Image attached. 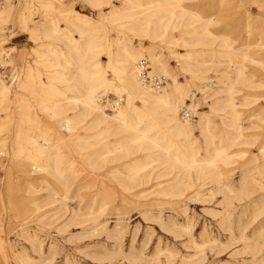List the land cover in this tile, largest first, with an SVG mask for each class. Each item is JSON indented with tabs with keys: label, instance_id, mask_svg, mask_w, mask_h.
<instances>
[{
	"label": "rangeland",
	"instance_id": "rangeland-1",
	"mask_svg": "<svg viewBox=\"0 0 264 264\" xmlns=\"http://www.w3.org/2000/svg\"><path fill=\"white\" fill-rule=\"evenodd\" d=\"M61 1L64 7L73 4L76 11L61 18L44 6V0H12L10 16L0 25V52L9 53L7 64L19 74L13 84L0 78V84L9 86L10 91L0 106V142L5 143L0 154V264L264 262V0L130 3L143 13L164 8L168 12H185V19L199 14L193 28L205 25L208 39L213 42L212 53L198 52V48L190 53L183 46L166 48L154 44L155 55L168 69L167 82L177 84L185 94L184 101L192 104V109L180 106L178 117L192 125V148L198 159L209 158L213 149L225 145L227 137L235 136L221 120L227 110V78L233 77L238 67L246 79L236 82L232 92L244 134L227 149L230 157L226 164L217 163L203 178H198L193 170L189 177H183L178 186L184 190L181 196L172 194L176 193L180 177L178 168L158 155L144 157L138 143H130L128 151L116 156H96L104 145L111 148L113 142L131 134L96 139L98 129L89 128L88 119L80 114V104L61 101H73L81 95L82 88L74 81L73 68L69 80L57 78L63 70L53 65L50 51L61 50L65 55L66 40L45 37V29L53 22L58 33H64L80 52L81 37L75 25L88 24L86 28L101 50L100 67L106 70L104 74L109 80V86L98 90L104 104L105 99L117 97L110 69L117 63L114 57L113 62L109 61L106 50L114 52L117 37L121 40L120 49L138 47L140 43L139 36L126 27L128 17L111 15L112 9L124 0H112L102 9L93 8L86 0ZM174 35L180 36L177 31ZM225 38L233 50L219 53L218 50L223 51L219 44ZM152 44L148 38L142 41L145 52L141 59L149 65L151 56L147 49ZM243 52L250 58L240 63ZM188 54L192 56L187 58ZM185 61L200 68L196 72L185 71ZM120 95L126 104L127 96ZM47 97L53 101L60 99L64 111L53 116L45 110V105L52 101ZM216 101L219 106L211 110ZM130 102L140 106L137 98ZM184 109L191 110L193 118L183 119ZM76 116L80 118L72 120L73 127L68 130L65 118ZM200 119L202 125L198 123ZM156 129L171 137L165 125L159 124ZM207 135L212 138L211 145L205 141ZM79 136L87 143L77 144L75 138ZM15 137L21 138L19 158L14 156ZM171 138L176 142V138ZM49 145L62 156L64 178L37 170L31 159L38 146ZM135 165H144V169L131 180L129 172ZM214 173H220L237 197L232 200L231 233L226 222L221 223L227 190L211 177ZM53 209L55 214H51ZM241 227L247 235L245 241L239 239ZM244 243L251 248L246 249Z\"/></svg>",
	"mask_w": 264,
	"mask_h": 264
},
{
	"label": "bare ground",
	"instance_id": "bare-ground-1",
	"mask_svg": "<svg viewBox=\"0 0 264 264\" xmlns=\"http://www.w3.org/2000/svg\"><path fill=\"white\" fill-rule=\"evenodd\" d=\"M86 1L93 8L102 9L103 6L111 4L112 0ZM132 1L133 0H124L120 6L114 7L112 9L113 12L111 13V15L116 17H128L126 27L132 33H135L139 36L140 43L138 47H133L131 49H120L121 40L117 37L118 39H115L116 48L114 49V52L106 50L109 61H112V57H114V62L117 63L116 66H112L110 67V69L117 85L115 90V94L117 95L116 98L120 99L117 105L112 107L110 110L106 109V105L102 104V101L100 99L101 96L99 95L98 90L100 87L109 86V80L106 79V75L104 74L106 70H102L100 67L99 55L101 54V50L93 37L90 35L91 31L86 28L88 24L83 23L82 26L75 25V28L79 31L81 37L80 52L77 50L72 41L67 36H65L64 33H58L56 25L53 22L50 23L49 27L45 29L44 35L45 37H62L66 40L65 55L61 53V50L53 49L50 51L52 55L53 65L60 67L63 70V72L58 74L57 78L59 80H69L68 76L71 73V68H73L75 70V73L73 74L74 81H76V83L82 88V93L79 97H75L73 101L65 102L64 100H61L63 101V104H80V114L82 115L83 119H88L89 128L98 129V132L95 135L96 139H105L108 136H116L125 132L131 134V137L123 136L119 138L120 140H116L115 142H113V147L111 148L104 145L102 150L99 151L96 156L100 157L105 153L116 156V154L119 152L128 151L130 147H128V145L130 143H138L140 145L141 151H143L144 153V157L149 158L152 155H158L162 157L166 162H168L171 167L178 168V175L180 177L176 182V193L172 194L181 196L184 190H180L178 186L181 182L180 180L183 177H189V172L193 170L196 172L198 178H203L209 173L208 170H212V168H214L217 163L226 164L229 161L230 157V153L227 149L232 147L235 144L236 140L241 138L244 134V132L242 131V126L238 123L239 111L236 108V103L234 102L232 92L234 84L236 82L241 80L243 82L246 79L243 77L241 68L238 67L234 69L235 75L233 77L227 78V97L224 101V105L227 110L224 115L221 116V120L225 127H228L235 132V136L227 137L225 139V145L220 148L213 149L214 151L209 158L198 159L196 157L197 151L192 148V125L190 124V122H188L189 120H180L178 117V110L180 106L192 109V104L187 105V103L184 101L185 94L182 93L177 84H171L167 82L168 78L165 75L169 74L168 69L166 68L163 60L159 56L155 55L154 44L158 43L160 46L166 48L183 46L188 48V52L190 53L192 52V50H195L197 48L200 49V51L198 52L210 51L212 53L215 51L212 50V47H214L213 42L208 39L209 34L206 30L205 25H201L198 28H193L194 19L197 20L199 14L193 15V19H185V12L177 10L168 12L164 8L149 10L143 13L144 11L135 9L136 5H130ZM3 3H5V6H3ZM3 3V5L0 6V25H2L9 18L11 9L13 7L12 0H4ZM44 6L50 9L52 12L56 13L58 17L61 18H65L67 14L76 11L73 4H71L69 7H64V4L61 0H44ZM175 31L179 32V37H176L174 35ZM147 38L153 42L151 47L147 49L151 56V64L149 65L148 62V65L152 70H149V74L157 75L158 73H160L166 78L165 84L158 89L143 83L138 75V62L143 57V54L145 52V47L144 45H142V41ZM219 46L223 48V51H217L219 53L226 54L228 53V50H233L232 45L227 42L226 38L222 40ZM4 53H6V56L9 57V53L5 51L0 52V60L1 62H3V64L7 63V61L4 62V59L2 58ZM172 53H174V51H172ZM240 55L242 59L239 61L240 63H242L244 59L250 58L249 54H247L246 52L240 53ZM191 56V54L186 55L187 58ZM251 60L253 61V59ZM193 66H197L196 69H192ZM198 68H200V65H192L188 61H185L183 65V70L185 71L196 72L198 71ZM14 73L16 74V76L9 82V84H13L17 81L19 74L15 69ZM0 78L3 79L1 75ZM191 79L195 78L191 77ZM197 79H201V77H198ZM117 88H120L121 90ZM9 92V86L1 83L0 106H3L2 104L5 103L4 101L7 98ZM122 93H125V95L127 96L126 104H123V97H120V94ZM132 98H137L140 102V106H135L132 102H130ZM48 99L51 98L49 97ZM59 102L60 99H58L57 101L52 100L50 104L45 105L44 108L45 110L50 111L53 116H56L60 114V112H63L65 108V106H61ZM219 104L220 102L216 101L210 106L211 110H216ZM112 110H114V113L106 112ZM140 110L144 113H139ZM79 118L80 117L78 116L74 118L66 117L64 122L65 127L70 130L73 127L72 120H76ZM157 118L159 119L158 121ZM182 118L190 119L184 118L183 116ZM198 123L202 125L203 119H200ZM159 124L165 125L166 130L171 135V137L177 139L176 142H174L171 137H165L162 132L156 129ZM202 132H205V128L202 129ZM26 139L27 141H29L27 137ZM14 140V143L17 145V150L14 156L16 158H19L21 154V147L19 146L21 138L15 137ZM205 141L208 145H211V136L207 135ZM75 142L77 144L81 143V145H83L84 143H87V140L79 136L75 138ZM4 144L5 143L1 140L0 154L2 153L1 147L4 146ZM82 148H84V146H82ZM28 150L30 149L28 148ZM35 151L37 153L33 154L31 159L35 163V167L37 168V170H44L52 176L59 177L60 179L64 178V170L61 167L62 156L60 155L58 149H54L52 145H49L46 147L38 146ZM206 152L209 153L210 150H206ZM93 157L94 156L89 158L91 162L93 160ZM102 161L105 160L103 159ZM142 169H144V165H135L132 171L129 172V178L131 180H135L138 176V173ZM220 176V173H214L211 177H213L216 181L223 185L227 190L223 208L225 217L223 220H221V223L226 222L227 230L229 231V233H231L233 231L231 222L232 200L234 199V197H237L233 195V190L230 188L228 182H226L225 180L222 181V178H220ZM121 184L123 185V182ZM164 193L166 194L167 192L164 191ZM36 209L38 210V208ZM55 213L56 209H53L51 211V214ZM185 229L189 231V227H186ZM246 236L244 233V227H241V229L239 230L240 241H245ZM244 245L246 249L251 248V246H248L245 243ZM253 254L254 253L252 251V255Z\"/></svg>",
	"mask_w": 264,
	"mask_h": 264
},
{
	"label": "built area",
	"instance_id": "built-area-1",
	"mask_svg": "<svg viewBox=\"0 0 264 264\" xmlns=\"http://www.w3.org/2000/svg\"><path fill=\"white\" fill-rule=\"evenodd\" d=\"M2 5V0H0V6ZM2 58L4 59V62L7 61L8 57L6 56V53L3 54ZM149 65H148V61L146 59H141L138 62V75L140 80L153 87V88H161L166 81V78L161 75V76H157V75H151L149 74ZM0 75L3 77V79L7 82H10L11 80H13L16 76V74L14 73V69L7 63L3 64V62H1L0 60ZM120 101V99L118 98H107L104 100V105H106V109L110 110L112 107L116 106L117 103ZM182 116L184 118H193V114L190 110L184 109L182 110ZM2 174V169H1V162H0V177Z\"/></svg>",
	"mask_w": 264,
	"mask_h": 264
}]
</instances>
